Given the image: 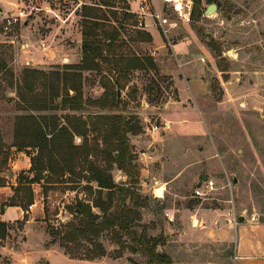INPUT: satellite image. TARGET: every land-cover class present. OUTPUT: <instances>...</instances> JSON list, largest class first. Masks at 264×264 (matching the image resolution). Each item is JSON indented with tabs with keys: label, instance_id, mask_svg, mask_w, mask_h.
Returning <instances> with one entry per match:
<instances>
[{
	"label": "rangeland",
	"instance_id": "374dc122",
	"mask_svg": "<svg viewBox=\"0 0 264 264\" xmlns=\"http://www.w3.org/2000/svg\"><path fill=\"white\" fill-rule=\"evenodd\" d=\"M130 1L116 0L118 12H124L123 7L126 6V2L130 6ZM96 3H99V0H0L2 7L0 57L7 64V68L0 73V186L7 182L15 183L9 196L4 193L0 195V208L3 210H5L3 204L12 203L13 188L18 186L20 178L26 181L35 175L26 167L30 163L28 158L31 159L32 155L37 153V149L19 150L13 146V142L16 117L24 113L38 115L40 112L20 109L15 84L21 77L24 67L51 72L63 70L68 64H79L82 59V48L81 46L77 48L76 43L79 40L80 45L82 44L78 32L82 30L84 20L83 6H94ZM212 3L218 6L216 12L206 15L203 11L199 17L191 16L189 22L181 21L172 15V18L179 21V25L170 35L173 46L177 43L187 44L188 52L199 57L203 64L213 66L206 76L208 93H202L198 98L208 132L200 121L177 124L175 134L168 143V149L179 154L180 149L185 148L186 156L191 155L196 148V139L192 135L205 133L206 141H199V144L202 143V149L197 152L202 155L207 152L211 157L205 158L200 166L203 173L210 174L217 188L207 197H197L194 196L195 184L192 186L185 179V187H181L185 193L183 195L186 196L185 204L187 206L201 204L225 212L235 210L239 220L240 215H244L250 220L254 218L256 221L264 222V0H202L201 8L206 10ZM11 15H21L20 21L6 29L4 20ZM27 20L28 24L25 23ZM136 20L138 21L137 16ZM130 23H127V31H123L120 40L117 41L121 51L126 53L134 51L141 56L146 54L152 56L157 69L130 71L127 78L122 80L124 87L120 89L119 105L104 108L94 103L105 91L100 82L102 75L94 70L83 71V100L86 105L84 110L75 113L83 114L85 117L95 114H121L130 118L132 120L130 126L135 131L129 132L128 138L136 156L135 162L142 169L145 164L141 160V153L154 150V145L151 144L162 138L161 131L155 138L150 136L148 128L153 123L161 126V117L158 113L161 105L178 98V92L172 88L174 86L172 76L166 73V68L174 66L170 57L173 48H170L169 54L161 53L160 57H157L160 48H147V42L153 41L151 32L146 31L152 36V41H134L133 30L140 28L137 27L138 22L135 26ZM112 24L117 26L114 21ZM162 37L158 38L157 47H162L164 41L166 42L163 34ZM153 51H156L155 55H151ZM205 52L211 54V59ZM63 55H68L71 59L63 63L61 58ZM157 58L161 60L156 61ZM103 74L112 77L106 70ZM37 88L36 92L45 89L42 84ZM70 94H74V91L71 90ZM60 102L61 98L56 99L54 104L61 107ZM54 112L60 115L64 113L62 109H55ZM75 143L82 144V138L76 136ZM153 164L149 165L150 168L152 166L151 171L154 170ZM151 171L148 173L149 176H152ZM121 173L124 174L115 165L112 174L117 183L124 181L120 178ZM87 176L88 172L84 170L74 175L67 174L64 179L67 182L48 186L45 190L43 180L40 183L42 191L38 194L39 199L44 197L42 202L45 212L33 224L46 231L48 226H60L72 220L73 207L79 201L92 205L95 192L87 188ZM126 180L129 181V178ZM91 184L96 187L95 182ZM140 187L142 188L141 181ZM162 188H156L158 195L163 194ZM140 193L149 197L145 201L139 200L140 204L145 205L141 207V223L147 225L149 235H158L160 228L163 229L166 244L159 246V249L171 255L173 264H234L231 258L234 248L232 244L202 243L201 246L190 247L181 238H173L176 230H168L166 233L169 221L162 206L166 207L169 204L172 193L168 194L166 201L163 200L164 203L150 193L143 191ZM35 197L34 193V202ZM176 205L181 207L182 204L177 201ZM94 211L98 212L99 209L94 208ZM27 219L29 215L22 221L9 224L7 235L0 237V264H14L15 260L16 264L48 263L42 258L36 263H30L29 260H21L22 256L16 255L15 252H1L2 245L14 246L16 249L26 247L23 242L28 238L27 232L32 233L33 230L26 227ZM175 223L177 218L173 224ZM49 238L51 239L50 235ZM102 242L108 254L90 261L72 258L60 246L58 240L53 246L61 251L62 255L56 256L51 262L147 264L145 256L120 250L119 246L111 241L110 236L103 238ZM74 253L82 255L85 251L82 249ZM65 254L74 261L70 262L63 258Z\"/></svg>",
	"mask_w": 264,
	"mask_h": 264
},
{
	"label": "trees",
	"instance_id": "16d2710c",
	"mask_svg": "<svg viewBox=\"0 0 264 264\" xmlns=\"http://www.w3.org/2000/svg\"><path fill=\"white\" fill-rule=\"evenodd\" d=\"M115 3L116 0H99L94 6H83L82 59L79 64H68L63 70L51 72L34 67L22 69L15 84L20 109L39 111L40 114L24 113L16 117L13 146L19 150L37 149L31 157L30 168L35 175L26 181L20 178L18 186L13 188L12 203L3 204V207L20 206L27 210L34 203L32 184L44 180L45 190L48 186L67 182L64 180L67 174L87 171V188L95 192L93 204L79 201L73 207L72 220L60 226H48L46 231L51 236L48 245L60 240V246L72 258L91 261L108 254L102 239L110 236L120 250L145 256L147 264H173L171 255L159 249L166 244L165 234L149 235L147 225L141 223V207L145 205L139 200L145 201L149 197L140 193L141 168L135 162L128 138V133L135 131L130 126L132 120L121 114L85 117L75 113L84 110L86 105L83 71L94 70L102 75L100 82L105 91L94 103L104 108L119 105L118 90L124 87L122 80L130 71L157 69L152 56L121 51L117 41L122 32L127 31V23L132 21L130 25L135 26L137 20L136 15L128 11L127 2L124 12H118ZM201 3L202 0H194L192 18L205 11ZM113 21L117 26L112 24ZM133 32L134 41H152L146 30L135 28ZM6 68L7 64L0 57V73ZM104 70L112 77L103 74ZM40 84L45 89L36 92ZM71 90L74 91L72 95ZM59 98L61 107L54 104ZM55 109H62L64 113L60 115L54 112ZM76 136L82 138V144L75 143ZM115 165L129 181H115L112 174ZM55 178L58 180H53ZM94 208L99 211L95 212ZM3 211L0 208V215ZM7 232V223L0 219V237H5ZM81 248L85 254L76 255L74 252Z\"/></svg>",
	"mask_w": 264,
	"mask_h": 264
},
{
	"label": "crops",
	"instance_id": "0c3cea01",
	"mask_svg": "<svg viewBox=\"0 0 264 264\" xmlns=\"http://www.w3.org/2000/svg\"><path fill=\"white\" fill-rule=\"evenodd\" d=\"M139 1L131 0L130 7L138 10ZM145 20L148 26L143 30L150 31L153 36V41L150 43L147 42V48H160V54L158 53L157 57H160L161 53L166 54L168 52L169 54L170 49L164 45L157 47L158 43L156 42H158V38H163L160 29L153 24L151 18L146 17ZM78 35L81 40L83 37L82 30L78 32ZM80 43L77 40V48L81 46ZM186 45L184 43H177L173 47V50H171L172 56L170 57L172 58L174 66L169 69L166 68V73L171 75L174 80V86L172 88L178 92V98L168 100L167 103L161 105V110L158 113L161 117L160 133L162 138L155 139L156 141L151 144L154 145V150L150 152L143 151L141 153V160L145 164L141 169V191L150 193L151 196L153 195L162 203L166 201L168 194L172 193L170 202L164 207V211L165 213L169 212L170 215H174L175 219L177 218L175 225L173 224L175 220L169 221L167 218L169 222L166 233L168 230H176L173 238H181L190 247L201 246L202 243L232 244L234 248L231 258L234 264H264V222L256 221L253 218L250 220V218L245 216V221L240 222L236 226L231 223L227 212L221 209L206 207L201 204H196L195 206H187L185 204L184 199L186 196L183 195L185 193L181 189V187H185L184 180L186 179L187 183L192 184V186L195 184L196 187L198 186L201 175L208 174L210 177L209 173L202 172V167L200 166V163L205 158L208 159L211 157L210 154L206 152L202 155L197 152V150L202 149V143L199 144V141H206L205 133L203 135H192L196 139V148L188 156H186L187 150L185 148L180 149L179 154L170 152L168 143L175 134V126L177 124L200 121L204 124L206 132H208V126L203 119L204 113L198 104V98L200 94L208 93L206 76L213 66L203 64L199 57L188 52ZM205 53L211 59V54ZM61 58L64 63L70 56L63 55ZM158 60L160 61L161 59L157 58L156 61ZM28 160L30 163L27 164L26 169L30 170V157ZM151 163H154L153 171H151L152 166L151 168L149 167ZM149 171L152 172V176L148 175ZM120 178L125 181L127 176L121 173ZM14 184L13 182L11 184L7 182L5 185L0 186V195L4 193L6 196H9L12 191V185ZM32 187L36 197L30 209L24 210L20 206L6 205L5 210L1 214V220L6 222L8 226L15 221H22L29 215V219L26 220V227H31L33 230L32 233L27 232L28 238L23 242L26 247L22 246V249H16L14 246L2 245L1 252H15L16 255L22 256L21 260L26 259L30 263H36V261L38 262L42 258L48 262L47 264H52L51 261L56 256L62 255V253L53 245L47 246L46 243L50 240L49 234L42 230L41 227H36L33 224V222H36V219L42 217L45 208L44 202H42L44 197L39 199L40 195L38 194L42 191L41 184L34 183ZM158 187H163L162 195H154ZM177 201L181 202V207L176 205ZM142 214L144 215L143 212ZM161 232H163L162 228H160ZM66 256L63 255V258L68 259L70 262L74 261ZM16 263L17 260H15L14 264Z\"/></svg>",
	"mask_w": 264,
	"mask_h": 264
},
{
	"label": "built area",
	"instance_id": "2783aa9c",
	"mask_svg": "<svg viewBox=\"0 0 264 264\" xmlns=\"http://www.w3.org/2000/svg\"><path fill=\"white\" fill-rule=\"evenodd\" d=\"M82 1V0H81ZM193 0H140L139 9H129L128 11L134 13L138 18V28L144 29L148 26L145 18L149 17L153 20V24L160 28L161 33L166 38L164 46L166 48H173V43L170 40L172 31L179 25L177 19L172 18L174 14L181 21L189 22L192 16ZM21 15H11L5 18V28L9 29L20 21ZM153 51L151 55H155ZM161 131V126L157 123L151 124L148 128L150 136L155 137ZM217 188L213 178L209 177L207 180L202 181L201 186H196L194 196L207 197L213 190ZM157 195V193H154ZM165 215L169 221H174V215L166 212ZM227 216L233 225L240 223L239 215L235 210L227 212ZM254 219V218H253Z\"/></svg>",
	"mask_w": 264,
	"mask_h": 264
},
{
	"label": "water",
	"instance_id": "95a60500",
	"mask_svg": "<svg viewBox=\"0 0 264 264\" xmlns=\"http://www.w3.org/2000/svg\"><path fill=\"white\" fill-rule=\"evenodd\" d=\"M218 9V6L216 3H212L210 5L207 6L206 10L204 11V13L206 15H211L213 14L214 12H216ZM0 12H2V7L0 6ZM26 24H28V20L25 22ZM118 96H121V90L119 89L118 90ZM209 178V175L208 174H203L200 176V181L198 183V186H201L202 185V181L203 180H207ZM235 182L237 181L236 179L234 180ZM245 221V216L244 215H240V222H243Z\"/></svg>",
	"mask_w": 264,
	"mask_h": 264
}]
</instances>
